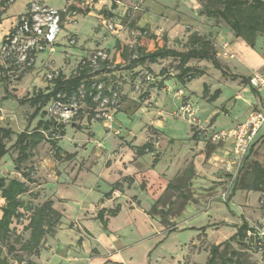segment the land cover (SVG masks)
<instances>
[{
    "label": "rangeland",
    "instance_id": "obj_1",
    "mask_svg": "<svg viewBox=\"0 0 264 264\" xmlns=\"http://www.w3.org/2000/svg\"><path fill=\"white\" fill-rule=\"evenodd\" d=\"M36 3L61 11V30L51 45L34 42L33 50L26 49L25 57L22 56L25 43L21 40L15 52L7 51L2 38L8 32L2 33L14 17L28 10L30 0L8 3L0 22V66L3 67L0 72V126L9 127L14 133L22 131L33 109L28 104L21 105L17 98L30 96L40 88H50L52 78L58 72L69 77L74 74L78 63L86 59L92 63L90 78L97 82L101 96L104 98L110 92L118 94L113 120L108 123L95 117L96 121L92 123L95 137L102 140L108 151L107 155L101 151V156L105 158L102 168L119 164L121 156L132 153L130 145L123 144L126 140L132 142L134 138V144L149 142L153 150L142 156L131 155L133 159L129 163L136 168L132 181L121 177L111 185L113 190L108 196L101 194V199L95 197L96 192L94 196L88 195L81 187L71 186L75 180L76 163L79 162L81 170L90 156L84 148L86 143H83L90 133L86 131L89 128L85 119L88 110L83 97L66 107L47 104L48 114L67 127L65 136L60 139L61 146L68 151L77 150L81 157L71 153L70 156L62 155L57 162L51 155L50 145L42 142L26 161L19 164V170L15 168L17 148H9L0 159V175L7 180L23 179L22 172H29L28 191L20 196L25 206L33 207L50 199L53 184L56 195H64L55 200L56 209L63 215L62 220L54 235L45 237L41 245L45 248L37 261L53 264L51 255L56 254L63 258L62 264H204L211 245L228 241L220 246L221 255L226 258L232 251L239 254L237 263L228 264H264V243L259 245L256 242L257 248L252 249L237 238L231 239L243 220L256 232H264V190L240 188L241 185L253 184L256 176L254 161L264 167V123L249 154L238 167L232 163V151L228 148L222 150L229 141L212 139L214 132L227 130L233 119L244 116L248 108L245 100L253 93L251 86L224 81L221 71L206 61L200 62L207 67L208 73L191 81L192 88L199 93L202 83L206 82L212 91L219 88L220 94L212 103L192 98L190 103L195 108V120H192L178 114L179 106L187 102L178 90L172 99L165 92L150 96L152 88L161 78L157 75L160 68L165 66L174 73L175 60H159L152 65L146 62L129 71L125 69L126 62L115 46L116 40H119L127 49L128 57L138 46L146 50L164 43L182 47L184 39L178 36L188 27H197L207 20L215 22L204 14L203 3L199 0H115V7H111L112 0H36ZM76 8H88L90 11L81 14ZM15 22L16 19L11 28ZM139 27L146 28V34L141 33ZM148 34H155L156 40L149 38ZM167 34L175 39L170 42L166 37L164 42L163 35ZM257 47L264 58V36L257 38ZM99 52L101 57L92 62ZM103 60L108 61L107 66H103ZM149 66L153 72L147 69ZM223 107L228 109L227 113L222 110ZM39 118L34 117L29 129ZM155 121L163 123L161 131L152 127L151 122ZM77 124L84 129H73ZM14 140L15 134L5 140L6 146L10 147ZM102 142L101 145H94L102 147ZM87 147L92 154L91 144L87 143ZM155 155L158 156L157 162H153ZM52 161L55 165H51ZM189 165L192 175L185 172ZM117 171L113 169L112 174H117ZM82 179L91 182L90 175L79 178ZM170 181L179 185L186 196L180 195L177 189H166ZM234 184L236 189L233 192ZM159 197L157 211L152 212L153 219L146 218L139 208L148 207L149 210ZM100 200L101 205L113 207L120 203L126 209L108 226L102 238L100 235L95 239L79 228L78 219L72 215L80 211L95 213ZM135 206L140 207L129 215L127 209ZM161 211H166V216ZM23 212L20 221L12 222V236L7 242L14 245L17 254L21 255L23 253L18 248L20 240L28 234L23 225L29 214L28 211ZM85 223L93 235L101 231L97 221L85 220ZM15 236L20 240L15 241ZM7 244L2 242L1 255L7 256L9 264H17L7 253ZM30 257L36 259L35 256ZM70 258L78 262H69ZM215 264H222L219 257Z\"/></svg>",
    "mask_w": 264,
    "mask_h": 264
},
{
    "label": "trees",
    "instance_id": "obj_2",
    "mask_svg": "<svg viewBox=\"0 0 264 264\" xmlns=\"http://www.w3.org/2000/svg\"><path fill=\"white\" fill-rule=\"evenodd\" d=\"M203 3L202 10L204 14L212 18L215 22H223L234 34L235 37L242 38L252 49H256L257 38L264 36V0H199ZM111 7H115V0H112ZM8 8V0H0V22L3 19V15ZM28 9V7H27ZM77 11L81 14H88L90 9H79ZM61 12V11H60ZM27 14V11L18 15L16 24L20 22L22 15ZM141 33L146 34V28H138ZM189 31V28H187ZM14 32V28H10L7 35L3 36L2 43L6 42ZM148 37L156 40L155 34H148ZM163 41L166 42V36L163 35ZM182 47L168 46L166 43L163 45H156L152 50H146L141 46H138L131 57L127 56V49L124 48L119 40H116L115 46L118 48L120 57L126 62L125 69L132 71L139 65L144 63L156 64L159 60L171 59L175 60L174 73L169 72L166 67H161L157 75L160 77H173L178 83L185 84L194 78L200 77L205 73V70L193 62L209 61L214 68L221 71L222 76L229 77L231 80L239 79L241 83L249 84V76H241L237 74L228 73L217 59V52L214 46V40L210 34L202 35L197 31H191L182 42ZM258 49V47H257ZM108 61L103 60V66H107ZM150 72H153L151 66L147 68ZM3 67L0 66V72ZM92 70L91 62L86 59H82L75 68L74 74L65 77L62 73L58 72L57 75L52 78V86L46 90L37 89L30 96L17 98L21 105L28 104L33 110L27 117V124L25 128L17 133L9 127L0 126V159L7 154L9 148L15 147L18 150V156L16 158L15 168L19 170V164L26 161L31 155L32 150L42 142H47L53 152L55 158H60L62 155L70 156L71 153L63 152L58 146V141L65 134V126L62 122L56 120L55 117L50 116L46 109L47 104L50 105L55 101H59L61 104H72L80 96L83 97L82 101L88 110L85 115L87 122L95 120L97 114V107L99 101L95 99L97 94L101 96L100 89L97 82H93L90 78V71ZM154 85L157 88L163 86L162 79ZM250 85V84H249ZM253 88V87H251ZM203 95L208 93V85L203 83L202 88ZM114 92H110L106 97H110ZM220 89H215L206 99L207 102H212L218 98ZM118 95V94H117ZM80 111V110H79ZM82 112V111H81ZM115 115V113H114ZM40 118L36 121L34 127L29 129L30 123L34 117ZM46 116V117H45ZM77 127L79 125L77 124ZM45 132V134H44ZM15 134L14 143L7 147L5 140ZM193 138L196 135L193 133ZM254 143V142H253ZM252 143V145H253ZM250 146L249 152L252 148ZM134 153L136 155H143L152 152V145L149 142H144L141 145L133 146ZM249 154V153H248ZM158 161V156L153 157V162ZM256 170V176L254 177L252 185H241V189L263 191L264 190V167L257 161L253 162ZM186 173L192 175V168L189 165ZM22 178H10L6 179L0 175V198L3 203L0 205V264H9L7 256H2L1 245L2 242L7 244L9 238L12 236L11 224L13 221L18 222L24 216L23 211H28L27 222L23 225V230L26 231L27 237L20 240L18 236H15L14 240H20V246L18 250L23 253L17 254L16 248L12 244H7V253L13 256V259L17 264H35L29 257L38 256L41 245L46 236H52L55 233L57 226L62 220V213L53 206V201L48 199L33 207L25 206L20 196L28 191L27 181H29V172H22ZM177 189L180 195L186 196L182 188L174 184L172 181L168 182L166 189ZM233 191L236 186L232 187ZM113 188L106 194L108 195ZM160 201V197L152 204L149 215H153L152 212L157 211V204ZM24 209V210H23ZM120 211V205L116 204L112 208H101L96 218L100 221L102 228L106 229L107 220L109 217H114ZM166 216V211H161ZM71 226V224H70ZM174 228H170L172 230ZM237 238L238 241L246 243V245L252 249L257 248V243L260 241L257 232L254 228L243 220L241 224L236 227L235 233L231 236V239ZM257 242V243H256ZM228 241L222 242V244H213L210 246L209 256L204 264H215L217 257L220 258L222 264H228V262L237 263L238 252L232 251L226 258L220 253V246L227 244ZM235 258V260H234Z\"/></svg>",
    "mask_w": 264,
    "mask_h": 264
},
{
    "label": "crops",
    "instance_id": "obj_3",
    "mask_svg": "<svg viewBox=\"0 0 264 264\" xmlns=\"http://www.w3.org/2000/svg\"><path fill=\"white\" fill-rule=\"evenodd\" d=\"M17 17H18V15L16 17H14V19L9 23V25L6 27L5 31H3V33H2L3 35L5 33L9 32L12 24L14 23L15 19H17ZM188 28H189V31H185L184 33L180 34L178 36V38L186 39V36L191 31H197L199 34H202V35L210 34L214 40V46H215L216 52H217V59H218L219 63L221 64V66L225 70H227L228 73L237 74V75H241V76H249L253 72H261L264 70V68H263L264 58L260 53V49L258 48L255 50V49H252L251 47H249V45L242 38L235 37L233 32L224 24H221L220 22H211V21L207 20V22H202L197 27H188ZM166 37L168 38V40L170 42H172V40L175 39V37H171V35H169V34H167ZM203 61H206V60H203ZM200 62H202V61L193 62V64L202 67L205 70V73L200 77L192 79L191 81L199 79L208 73L207 67L204 65H201ZM206 62L211 64V62H209V61H206ZM221 78L224 81L231 80L229 77H224L222 75H221ZM160 79H162L163 86L161 88H157L156 86H154L152 88V91L150 92L151 98L156 93L159 94L160 92H165L168 95H170V97L172 99V95L174 94V92L176 90H178V91H181L184 98H187V102H191L192 98H200V100L202 99V100L206 101L207 97L215 90L214 89L212 91L211 86L209 84H207L206 82H203V83L208 85V93L206 94V96H204L203 92H202L203 83H202L201 91L198 93V90L192 88L191 81H189L185 84H180L171 76L161 77ZM231 81H234L237 83L240 82L239 79L231 80ZM241 84L246 85V86H250L249 84H245V83H241ZM251 89L253 90L252 95L248 99L245 100L246 103L248 104V108H247L244 116L241 118L233 119L231 126H229L228 128H230V129L234 128L236 125L243 122L246 119L248 113L250 112V110L252 108L260 109L262 107V103L264 101V90L263 89H256V88H251ZM203 96H204V98H201ZM237 98H238V95H237ZM212 102H215V100ZM212 102H208V103H212ZM222 110L225 113H227L228 109L226 107H223ZM157 111H158V109L155 110V112H157ZM124 114H126V113H124ZM126 115L132 117L129 114H126ZM94 121H96V120H90L89 122H86V124L88 125L89 128L87 130L86 129L85 130L89 131L90 133L87 135V138L85 140H83V143H86L84 148L86 149V152H88V154L90 156L84 162V164H83L84 168L83 169L80 170L79 162L76 163L77 166L74 170L75 173L73 175L75 180H74V184H72L71 186L81 187V189H83L84 193L87 192L88 195H92V196H94V193L96 192L95 197H98V199L99 198L101 199V194H103L104 197L108 196L106 194L112 189L111 185L115 184V182L118 181L121 177H128V178H130V181L133 180V173L136 170V168L133 166V164H130L129 161L133 159L132 156L135 157V156H142V155H136L134 153V150L132 147L141 145V143L139 142L137 144H134V141H133L134 138L132 139V142H130V140H126L123 144H125V145L129 144L130 146H128V147H130L132 149V153L130 152V154L128 153L126 155L121 156L119 164H112V165H109V167H103L102 168L103 161H105L104 160L105 158L103 159V156H101V151H103L104 155H107L108 151L105 148L102 140L95 137V132H94L93 127H92V123ZM26 122H27V120H26ZM151 125L154 129L161 131L160 128L163 125V123H161L160 121H155V122H151ZM72 128L75 130H78V129H84V126H79V127L75 126ZM66 131H67V127H65V134H66ZM65 134H64V136H65ZM101 142H102V147L101 146L98 147V146L94 145L95 143H97V145H101ZM87 143L91 144L92 154L89 153ZM77 145L78 144H75L76 147H78ZM58 146L63 150V152L75 154V157H77V158L81 157L76 153L77 150L68 151V150L64 149L60 144V140L58 141ZM227 148H228V151L231 150L230 142H228L227 145L222 148V150L227 149ZM219 150H221V149H219ZM199 151L200 150H198V156L200 157L201 154L199 153ZM32 153H34V149L32 150ZM51 155H53L52 150H51ZM91 155H93V156H91ZM53 159L55 161L58 160L55 158H53ZM81 161L82 160H80V162ZM57 162H59V161H57ZM54 163L55 162L51 163V165H55ZM113 169H117L118 173L112 174ZM89 175H90V181L91 182L87 181V179L86 180H84V179L79 180V178L81 179L82 176L87 178ZM86 183H89V185H85ZM107 187H108V189H107ZM55 188L56 187L53 184V186L51 188L52 196L50 197V199L53 201L54 207H55V200H58V198H60V197H64V195L57 196ZM101 191H103L105 194L101 193ZM249 191H253V190H249ZM84 197H86V196H84ZM0 200L2 201L1 203H3V200L1 198H0ZM99 204H100V206H98V208H96L97 210L93 214L87 213L86 211L78 212L80 209V207H79L77 209L78 214L72 215L73 217H76L78 219L79 228H82L89 237H91V238L95 237V239L98 238L100 235L102 238L104 233L107 231L108 226H110V224L113 223V221L117 220L118 216L123 212L124 209H126L120 203H116V204L120 205V211L118 212V214L116 216L108 218L107 224H106V229L104 230L102 228L100 221L96 218V214L101 208H112V207H109L105 204L101 205V200H100ZM151 206H152V204L150 205V208H151ZM139 207L140 206H135L131 210L127 209L130 213L129 215H131L133 210L138 209ZM139 210L143 214L146 215V218H149L151 220L153 219L152 215H149V213H148V211L150 210V209L148 210V207L147 208H141L140 207ZM0 214H1V211H0ZM63 214H64V211H63ZM85 220L88 222L93 221L94 223H95V221H97L100 224L101 231L99 232L98 235L95 236L91 233L89 227L86 225L87 223H85ZM193 229H196V228L193 227ZM43 248H45V247H41L39 255L35 256L36 259L32 260V258L29 257L34 263L41 264L37 261V259L40 258V254H41V251ZM51 256L54 259L53 264H62V260H63L62 257H60L56 254H53ZM68 260L69 259H66V261H68ZM69 262H76L77 263L78 260L70 258ZM112 263L115 264V262H112Z\"/></svg>",
    "mask_w": 264,
    "mask_h": 264
},
{
    "label": "built area",
    "instance_id": "obj_4",
    "mask_svg": "<svg viewBox=\"0 0 264 264\" xmlns=\"http://www.w3.org/2000/svg\"><path fill=\"white\" fill-rule=\"evenodd\" d=\"M12 1L13 0H8V3ZM13 28L14 32L7 37L6 42L3 43V47L9 52H15L16 46L21 44V42H24L25 49L22 56L25 57L27 50L31 49L34 42L38 41L45 45H51L57 40L58 33L61 30L60 10L41 7L36 3V0H30L27 14L22 15L20 22L18 24L15 22ZM98 56L101 57L100 52L97 56H94L92 62H95L96 59H98ZM249 84L253 88L264 90V70L250 74ZM179 93H181V91H179ZM95 99L99 101L98 105L100 106L97 110L96 117L105 122H111L114 117L115 108L118 106L117 94L112 93L110 97L104 98H100V95L97 94ZM52 104L53 106L64 105L59 101H55ZM178 114L182 116L186 115L192 120H195V108L190 102L181 104L178 108ZM263 123L264 101L262 107L250 111L249 115L243 122L239 123L232 129L214 132L212 139L214 141L230 142L232 155L234 157L232 163L238 167L248 155L250 146L258 136ZM257 234L260 239L258 244L261 245L264 243V232H257Z\"/></svg>",
    "mask_w": 264,
    "mask_h": 264
}]
</instances>
